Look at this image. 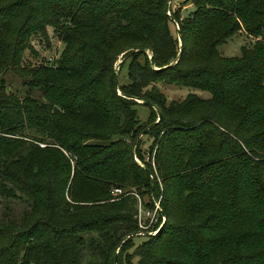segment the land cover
I'll use <instances>...</instances> for the list:
<instances>
[{
	"label": "trees",
	"instance_id": "obj_1",
	"mask_svg": "<svg viewBox=\"0 0 264 264\" xmlns=\"http://www.w3.org/2000/svg\"><path fill=\"white\" fill-rule=\"evenodd\" d=\"M170 3L0 0V264H264V0Z\"/></svg>",
	"mask_w": 264,
	"mask_h": 264
},
{
	"label": "rangeland",
	"instance_id": "obj_2",
	"mask_svg": "<svg viewBox=\"0 0 264 264\" xmlns=\"http://www.w3.org/2000/svg\"><path fill=\"white\" fill-rule=\"evenodd\" d=\"M181 0H171L169 9L170 11L175 10L178 8ZM192 5L183 6L180 8L179 14L181 17H185L189 14V12L192 11ZM48 35H49V46L48 49H41L39 47L42 46L41 43H37V40H32L30 43L32 47L39 52L41 56H37L36 61H41V57L43 60L47 59V57L51 54H55L54 59H56L61 51L62 43L58 41L55 37L52 36V30L50 27H47ZM251 42V38L245 35L242 31L237 32L233 35H231L229 38H227L222 44L217 46V51L223 55V56H234L238 54V49L241 45H246ZM39 45V46H38ZM28 60L31 63H36L35 59L28 57ZM119 62V60L116 61V64ZM4 79V83L9 91L15 92L18 95H22L25 92V87L21 85L20 80L13 75L10 72H5L2 76ZM118 82L123 83L126 81V70H125V64L120 68L117 76ZM156 87L159 89L160 92H162L167 100H180L183 98L187 93H193L201 98H207L209 94L202 90H197L194 88H188L183 86H175L173 84H163V83H156ZM33 96L39 97V92L33 90L31 92ZM135 110L137 113V116L140 121L144 120L147 115V106L146 105H136ZM142 137L141 139H143ZM148 140H142V143L139 144V149L141 153L143 154V157H145V148ZM135 162L140 163L137 159H135ZM143 200H145V196L142 197ZM152 208L149 210V214L141 213L140 219L141 221L143 219H147V225L149 226L151 223L154 222L155 213H152ZM156 219V218H155ZM135 240L139 241L140 238H135Z\"/></svg>",
	"mask_w": 264,
	"mask_h": 264
},
{
	"label": "built area",
	"instance_id": "obj_3",
	"mask_svg": "<svg viewBox=\"0 0 264 264\" xmlns=\"http://www.w3.org/2000/svg\"><path fill=\"white\" fill-rule=\"evenodd\" d=\"M54 57H55V54L53 53L52 55L50 54L48 57H47V59H45L44 60V62H46V63H50V62H52L53 60H54ZM119 191V189H117V188H112V192H118ZM157 210H159V206H158V203H157V201H153V209L151 210L152 211V213H156L155 211H157ZM143 211L141 210V208H140V206H139V204H137V214H138V217H139V215L142 213ZM149 210H146V211H144L143 213H145V214H149ZM160 220H162V217H160ZM154 221H155V218H154ZM149 233H152V232H149Z\"/></svg>",
	"mask_w": 264,
	"mask_h": 264
},
{
	"label": "water",
	"instance_id": "obj_4",
	"mask_svg": "<svg viewBox=\"0 0 264 264\" xmlns=\"http://www.w3.org/2000/svg\"><path fill=\"white\" fill-rule=\"evenodd\" d=\"M113 84L115 85L116 84V75L114 74L113 75ZM137 102H142L141 100H137Z\"/></svg>",
	"mask_w": 264,
	"mask_h": 264
}]
</instances>
